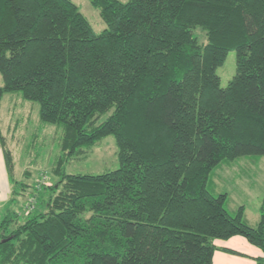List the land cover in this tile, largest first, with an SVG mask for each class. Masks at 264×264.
<instances>
[{
	"label": "trees",
	"instance_id": "1",
	"mask_svg": "<svg viewBox=\"0 0 264 264\" xmlns=\"http://www.w3.org/2000/svg\"><path fill=\"white\" fill-rule=\"evenodd\" d=\"M89 2L98 33L71 0H0V99L18 92L61 131L38 210L0 220V264H210L214 240L236 235L264 264V193L251 226L207 187L222 162L264 156V0ZM107 135L116 169L64 170ZM0 149L12 202L24 184L1 129Z\"/></svg>",
	"mask_w": 264,
	"mask_h": 264
},
{
	"label": "rangeland",
	"instance_id": "2",
	"mask_svg": "<svg viewBox=\"0 0 264 264\" xmlns=\"http://www.w3.org/2000/svg\"><path fill=\"white\" fill-rule=\"evenodd\" d=\"M71 1L78 6L94 32L98 33L106 27L99 10L89 0ZM192 34L199 44L207 42L205 32L199 26L192 29ZM234 73L235 52L230 50L216 69L220 87H225ZM38 108L37 102L24 99L18 92H6L0 99V129L5 139V147L12 158V174L16 181L24 184V190L9 202L12 198L11 185L9 183L7 186L4 179L1 181L0 220L9 214L11 217L15 215L12 222L22 221L26 215L38 208V192L57 180L54 168L59 154L61 131L53 124L42 122ZM250 159L257 162L249 163ZM118 166L115 138L107 135L84 150L83 154L69 159L64 164V170L67 173L99 174ZM214 170L209 180L216 187L208 182V189L213 193H230L234 201L246 205L245 209L250 218L255 211L254 205L260 202V196L264 192V156L254 155L240 157L232 162L224 161ZM237 206L238 204L235 207ZM14 223H11V228Z\"/></svg>",
	"mask_w": 264,
	"mask_h": 264
},
{
	"label": "crops",
	"instance_id": "3",
	"mask_svg": "<svg viewBox=\"0 0 264 264\" xmlns=\"http://www.w3.org/2000/svg\"><path fill=\"white\" fill-rule=\"evenodd\" d=\"M257 160L255 159H250L249 163H255ZM239 178V177H236ZM5 181L7 183V186L9 184L8 178H7V173H6V168H5V163H4V157L2 150L0 149V183L1 181ZM212 187H216L214 183L210 180ZM239 183H242V181L238 180ZM10 185V184H9ZM264 193V192H263ZM262 193V194H263ZM227 194V207L230 211H233L236 209L239 205L243 206V218L245 221L251 225L254 226L259 217V203H256L254 205L255 211L252 213L253 215L248 218V214L245 209V204L243 203H238V201H234L230 197V193ZM262 196V195H261ZM260 196V198H261ZM238 204L237 207H235ZM214 245L216 246V249L213 252L212 256V262L210 264H255V258L260 256L261 251L259 248L251 245L250 243L247 242V240L239 235L232 236L226 240H219L216 239L214 240ZM223 248H229L236 253H230L227 251H224Z\"/></svg>",
	"mask_w": 264,
	"mask_h": 264
}]
</instances>
